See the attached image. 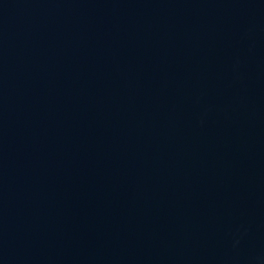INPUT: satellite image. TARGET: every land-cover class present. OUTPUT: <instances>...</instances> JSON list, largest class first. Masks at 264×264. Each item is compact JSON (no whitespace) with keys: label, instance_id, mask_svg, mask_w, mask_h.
<instances>
[{"label":"water","instance_id":"95a60500","mask_svg":"<svg viewBox=\"0 0 264 264\" xmlns=\"http://www.w3.org/2000/svg\"><path fill=\"white\" fill-rule=\"evenodd\" d=\"M0 264H264V0H0Z\"/></svg>","mask_w":264,"mask_h":264}]
</instances>
